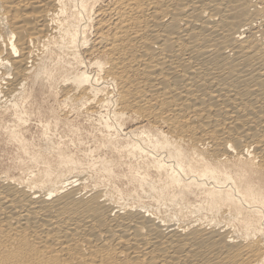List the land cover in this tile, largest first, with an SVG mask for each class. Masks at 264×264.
<instances>
[{
  "label": "bare ground",
  "instance_id": "obj_1",
  "mask_svg": "<svg viewBox=\"0 0 264 264\" xmlns=\"http://www.w3.org/2000/svg\"><path fill=\"white\" fill-rule=\"evenodd\" d=\"M263 16L254 0H0V97L14 99L15 125L62 42L76 66L62 99L108 86L103 127L119 135L137 118L113 146L136 160L115 196L111 156L92 165L103 188L87 189L61 149L56 166L32 152L46 166L1 175L0 264H264Z\"/></svg>",
  "mask_w": 264,
  "mask_h": 264
},
{
  "label": "rangeland",
  "instance_id": "obj_2",
  "mask_svg": "<svg viewBox=\"0 0 264 264\" xmlns=\"http://www.w3.org/2000/svg\"><path fill=\"white\" fill-rule=\"evenodd\" d=\"M254 2H255V4L258 5V7L264 6V3H263L264 0L263 1L254 0ZM260 18H262V17H260ZM260 18H258L254 22V24L256 27L259 26L258 28H264V16L262 18L263 20ZM260 24H262V25H260ZM90 29L88 27L87 31H86L87 42L84 44V45H86V47L88 45L87 43H89L90 40L93 38V36L91 35L92 30H90ZM62 43H63V46H61V45L60 46L63 49L60 50V46H57L56 47L57 49L55 48L53 50V53L51 54V56L50 55L48 56V58H47L48 61H46V72H45L46 76L44 75L43 81H37L33 84V86H34L33 95L28 99L18 100L19 102H22V103H19L20 104L19 108L26 110L28 113V119L25 123H23L21 125H15V122H16L15 121V114H13L15 108H13L11 106V102L14 101V99H11V101H9V100H5L4 96H3L4 98L0 97L1 101L4 100L3 102L0 103V104H2V105H0V177H1V175H3L6 172V170H10V172H13L12 173L13 175H16V174L21 175V174H23L22 171H36V170L38 171L39 169H42L44 166H46V165H44L45 163L40 162V163H37L34 167V165L31 164V160H29L31 158L32 152H34V153L42 152V154L44 155V156L42 155V157L43 158L45 157L44 160L47 159L50 162L51 166L52 165L56 166L57 164H56V160H55V157H56L55 155H57V154L55 152H56V149L57 150L61 149L67 155L73 157L76 161L80 162L79 163L80 166L78 167V170L74 171V172L80 171L79 173H82L81 176H83V178L85 180H87V181H83L87 189L92 188L95 184H98V188H103L104 186H108L109 183L106 182L105 180L103 181V178H101L102 174L99 173L97 170L95 172V168L92 165L94 163H96L98 165L97 160H98V157L101 155L107 159H110L111 157H115L116 161L118 162L117 165L119 164L118 165L119 167L114 168V170L116 169L114 171L115 174L118 175L116 177L118 182L115 179L113 187H112V188H114L112 193L115 196V195H117L116 189H118V185H121V186H119V189H124L125 187L127 188V186L129 187L127 181L123 177L125 174L128 173L129 168L136 162V160L134 158L130 159L127 156H123L124 158H122V155L120 156V154H116L117 155L116 156L115 155L116 152H115V150H113V146L118 145L119 144L118 142L123 140L124 134H122V133L126 132L125 129L130 128V127H134L136 125L137 118H135V117H132L130 119L124 118V120L122 122L124 125L123 126L124 128L123 127L122 128L124 130L121 128V131L118 132L120 137H119V135H117V133L115 131H113L114 130L113 127H110L108 129L106 127H103L105 125H104V123H101V122H103L104 118H106V117L101 116V115H104L102 112H104V111L106 112V110H111V108H112V103L108 102L106 100L109 96H111V94H110L111 92L109 91L110 88H108V86H106V88H105L106 90L109 89L108 92L104 90L106 92L105 94H107L106 95L107 98L104 97L105 96L104 91H99V93H97L98 95H96L97 97L93 98V100H84L83 101L84 103L78 102L79 103L78 104L75 101L73 102L70 100L62 99L63 97H62V92H61L62 90L61 89L64 86H69L70 82L64 83L63 80L61 79V76H63L62 74H65L68 72L70 73L73 70L75 71V69H76L75 68L76 66H74L75 61L71 57V54H70L71 49H69V47H67L68 45L65 42H62ZM84 45H82L83 48H82V46H80V49L82 48L80 50L81 54H83L82 52H84V50L86 49V47ZM41 49H42V47L40 49H35V50L37 52L38 51L41 52L42 50H45V48H43L42 50ZM36 51H35V53H37ZM40 52H39V55H44L43 54L44 52L43 53L42 52L40 53ZM65 56H67V57H65ZM94 59H95V56L90 57V59L89 58L85 59V62L87 64V62L89 60V63H91L94 61ZM68 62L71 65L70 64L67 65ZM72 62H73V64H72ZM59 63H61V64H59ZM59 66L63 71L59 68ZM67 67H69L68 69H72V70L67 69L68 72H66ZM88 67H89V69H88ZM88 67H87L88 71L93 73L94 67L92 68V65H90V66L88 65ZM90 67H91V69H90ZM78 68L80 70V68L81 69L85 68V66H84V64H82V66L80 65V67H78ZM0 72H1V70H0ZM2 83H3V80L0 79V86L2 85ZM60 92H61V94H60ZM56 94H57V96H56ZM101 94H103V95H101ZM101 96H103V98L101 99L102 102L100 101V102L96 103L97 98L98 97L101 98ZM6 99H8V97ZM61 102H62V104H61ZM86 102L89 104H87ZM90 104H91V107H90ZM77 105H78V107H76ZM92 105H93V107H92ZM86 107L89 110L90 109L91 110L89 111L88 109H86ZM97 107H99V108H97ZM104 107H106V109ZM93 108L94 109L97 108V109H95V111L93 112V110H94ZM85 110H86V112H85ZM87 111H89V112H87ZM100 116H101V118H100ZM99 119H100V121H99ZM101 119H103V120H101ZM109 121L111 122L112 120H109ZM97 123L98 124L101 123V124L98 125ZM14 125H15L16 130L18 131V135L20 137H23L24 140L27 142L25 148H22L21 145H19V143L16 140L13 141V139H11V137H10L8 128L14 127ZM44 125L45 126L48 125L47 130H46V127ZM98 128H99V130H97ZM96 130L98 132H96ZM109 130H110V132H109ZM99 131H101V132H99ZM99 133H101V134H99ZM110 134H112L114 136H112ZM116 136H118V138H116ZM46 138H47V141H46ZM48 139H50L49 141H51V142H49ZM49 143H50V146L52 145L51 147L48 146ZM25 150H27V151L30 150V151L28 153ZM23 153H25V154L23 155ZM26 154H28V156L30 154V157L28 158ZM118 157H121V158H118ZM20 158H21V162L19 160ZM51 159L53 162L51 161ZM89 164H90V166H89ZM83 165H85V166H83ZM81 166H83V167H81ZM91 166H92V168H91ZM127 167H128V169L126 170ZM86 169H87L88 173L85 171ZM94 172L97 174H95ZM93 173L97 176L93 175ZM98 174H100V175H98ZM73 175H75V173L64 174V176H67V177H70V176L72 177ZM89 175H91V176H89ZM92 176H93V179H92ZM97 178H100V180H98ZM120 180H122L123 184H121L122 182L120 183ZM193 215H194V213H190L187 211L186 214H184V216H181V215L180 216H181L182 220L187 222L191 218H193V217H191ZM260 234L261 233L256 232V233H254V237L261 236ZM262 236H264V235H262Z\"/></svg>",
  "mask_w": 264,
  "mask_h": 264
}]
</instances>
